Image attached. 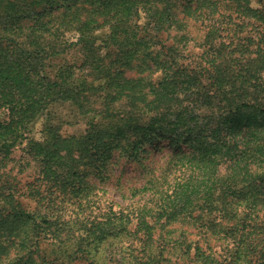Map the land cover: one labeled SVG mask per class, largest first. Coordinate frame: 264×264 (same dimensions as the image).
<instances>
[{"label": "trees", "instance_id": "16d2710c", "mask_svg": "<svg viewBox=\"0 0 264 264\" xmlns=\"http://www.w3.org/2000/svg\"><path fill=\"white\" fill-rule=\"evenodd\" d=\"M75 46L79 67L47 72V58ZM138 60L151 71L128 76ZM56 101L93 115L85 134L45 125L31 138ZM2 112L0 153L26 141L62 212L30 211L0 185V264H166L173 249L196 264H264V0H0ZM157 137L188 148L170 156L173 181L149 179L136 192L155 199L141 210L87 214L94 187L78 163L101 172L114 150L135 159ZM68 204L81 209L75 219ZM179 220L220 250L182 237L155 246L158 225Z\"/></svg>", "mask_w": 264, "mask_h": 264}, {"label": "rangeland", "instance_id": "374dc122", "mask_svg": "<svg viewBox=\"0 0 264 264\" xmlns=\"http://www.w3.org/2000/svg\"><path fill=\"white\" fill-rule=\"evenodd\" d=\"M256 5H259L258 3ZM189 26L191 39L189 48L199 52V43L202 40L203 32L197 26ZM252 27L249 28L251 30ZM253 32H256L253 30ZM170 32H166V36ZM247 42L245 36L241 37L237 43L244 44ZM83 51L79 46L70 48L65 53L52 56L45 60L47 72L54 74L58 68L66 65L80 66L83 62ZM146 65L142 61H136L133 68L127 72L128 76L139 77L146 76L151 71L146 69ZM77 74L81 76L82 69H77ZM5 112L0 113V118H4ZM91 116H83L77 108L70 103L56 101L51 103L48 108L42 112L38 118L31 124L30 137L41 139L45 125L56 126L64 135H83L89 128V122L93 118ZM26 141L20 144L17 150L8 158H3L0 153V185L7 187L13 191L19 200L23 201L26 209L36 211L42 214L58 215L62 212L57 210L55 198L50 197L48 185L40 178V162L30 155L27 151ZM167 139L157 137L155 140L146 144L145 152L133 159L128 155L120 154L119 150H114L112 157L107 161L101 172H98L95 166L88 160L78 163L81 170L86 173V181L93 187L92 194L87 196L85 203L86 213L89 214L92 209L102 205H111L115 208H126L130 210H141L144 204H152L155 199L150 192H136L153 176L155 178H163L160 182H172L174 173L170 170L171 155L173 153L182 154L188 151L185 144H181L178 148L171 147ZM169 162V163H168ZM170 165V166H169ZM227 170L226 164L221 168V172ZM165 184L167 185V183ZM58 201V205H59ZM84 208V210H85ZM67 216L75 219L81 211L77 205L68 204L64 207ZM165 237L179 238L193 245H199L206 250L207 245L211 246L215 251H219L222 247L221 241L208 238V235L201 233L193 223L186 220H179L173 223H160L156 231L155 246L164 240ZM179 249V247L177 246ZM175 250V249H173ZM171 250L167 254L166 264H175V260L181 263L196 264L197 260L190 261L189 258L183 257L181 253ZM50 251V250H49ZM11 252L9 258L12 256ZM8 259V256L6 257ZM174 260V261H173ZM78 264H89L87 261L77 262Z\"/></svg>", "mask_w": 264, "mask_h": 264}]
</instances>
